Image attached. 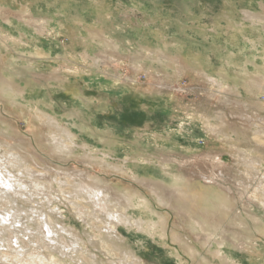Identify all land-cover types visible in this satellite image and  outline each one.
<instances>
[{
	"label": "rangeland",
	"instance_id": "rangeland-1",
	"mask_svg": "<svg viewBox=\"0 0 264 264\" xmlns=\"http://www.w3.org/2000/svg\"><path fill=\"white\" fill-rule=\"evenodd\" d=\"M0 3V50L15 61L24 91L11 99L0 92V127L6 131L0 132V157L13 148L28 168L22 176L15 173L26 185L19 192L14 183L7 194L13 204L4 208L0 202V218L11 215L6 216L10 230L0 235V252L11 246L15 252L7 253L20 254L11 232L21 230L17 237L28 246L24 252L35 253L40 226L44 223V231L50 220L59 247L78 239L66 264H264V207L256 210L263 221L258 232L246 217L251 232L235 231L230 217L239 206L234 205L226 219L209 223L218 231L205 237L189 221L199 217L193 208L184 218L176 204H162L140 182H167L170 173L181 174L177 162L204 156H217L231 170L227 186L238 182L240 169L230 150L241 146L215 138L210 124L231 135L243 130L256 149L252 158L264 169L263 135L254 141L253 125L243 119L249 111L226 102V94L230 100L246 96H230L226 86L215 91L198 72L225 69L247 80L264 77V22L245 19L246 12L263 20L264 0ZM38 19L48 24L40 27ZM256 98L264 104V92ZM46 115L56 119L58 129L71 132L72 155L55 153V128ZM163 159H172V166L163 168ZM55 180L62 181V190ZM71 180L109 186L114 196L132 199L126 207L130 223L117 226L120 239L106 234L112 232L106 223L118 206L115 198L106 203L110 211L100 204V212L90 201L72 198ZM35 184L42 186L35 189Z\"/></svg>",
	"mask_w": 264,
	"mask_h": 264
},
{
	"label": "bare ground",
	"instance_id": "bare-ground-1",
	"mask_svg": "<svg viewBox=\"0 0 264 264\" xmlns=\"http://www.w3.org/2000/svg\"><path fill=\"white\" fill-rule=\"evenodd\" d=\"M245 19L255 24L256 22H264V19L262 20L257 15L246 12ZM34 21L35 23H38V26L40 27H45L48 24L47 20L44 19H38ZM4 55L5 59L0 62V92H2L3 96L7 99L16 98L20 93L22 95L24 94V91H22L23 85L21 83L20 77L16 75V73L18 72V68H16L15 66V61H13L7 51L4 53ZM96 60L97 59H93V61L95 62ZM209 67L212 68V66ZM214 68L215 67H213V69ZM198 72L207 79V81L209 82V86L212 87V89H214L215 91H221L224 89V86H226V90L231 93L230 96H246V100H230L229 94H226V98L228 100L226 101L228 102L227 105L230 107L241 109L243 111H249V113L246 114L243 119L253 125V127H251L254 128V131H252L251 134L252 138L254 139V141H257L255 139L256 137H258V135H263L264 137V104L256 98L258 95L264 92L263 75L258 74L255 75V78L247 80L246 77L235 76L232 73L230 74L225 69H214L213 73L215 74L213 75L212 73L211 75H208L204 71ZM46 116H44V118L47 120V122H49L48 124L55 128V132H53L52 136L53 149L55 150V153L60 154L62 156L72 155V151L74 149L72 148L73 138L70 135L71 132L68 129H58L59 125L56 119ZM221 128L222 127L220 126H214L210 124L208 129L214 135L215 138L222 140H233L234 142L239 143L241 146L238 147L237 145H235L231 147L230 150L233 154L236 155L234 157L237 162V166L240 169V171L238 172L239 175L237 176L238 182H233L232 185L230 184L232 187L227 186L230 183L229 179L231 176V170L224 165H220L218 162L219 158L217 156H204L203 158H201L200 160H196L195 162L187 160L177 162L179 168L182 169L180 171L181 174L170 173L168 176L169 180H167V182H153L147 178L140 179V182L145 185L144 187L151 189L154 193H157L158 201H160L162 204L168 206L170 204H176L178 207L179 214L184 218L188 216L187 210L189 208H193L199 214V217H192L189 219V221L192 222L191 224L194 227L195 231L204 233L205 237H210L213 235V233H216L218 231L216 230L215 226L212 227L210 225V227L209 223H211L215 219H226V217L233 209L234 205L237 207L239 206L237 213L233 217H230L233 225L237 226L234 228L235 231L236 229H238V231L245 232V235L246 232H251V225L248 222L244 221V218L246 217L252 222L253 226H256V228L254 227L256 230L253 231L258 232L257 226H263V221L261 220L262 218H258L256 210L259 207H261L262 209L264 207V169L262 168L259 159L252 158L251 154L252 152L256 151V149H254V147L252 148L248 135L245 134V132H242L243 130H236V132H233V135H231L227 134L228 132L226 133L223 130L221 131ZM2 131L6 133V131L0 127V132ZM254 141L252 140L253 143ZM242 146L248 147L243 148ZM25 162L26 161L22 158V156L17 153L13 148H9L3 154V156L0 157V202H3L4 208H6V206H9L10 204H13L11 198L7 194H9L11 189L14 190V183L18 184L19 192L21 190V187L23 185H26L25 183L22 184V182H19L20 180L15 176V173H21L22 176L23 170L28 173V168ZM171 164L172 159H163L162 161L163 168L165 169H167ZM5 174L8 175L6 176ZM255 176L257 177V180L254 186H252L253 184L251 182L253 181V178ZM49 177L45 176V178L48 179V182L51 183V178ZM43 178L42 180H44ZM55 181L57 183L56 185L58 186L59 191L62 190V181H60L61 183L57 180ZM69 183L72 185V188L68 191L73 194V199H78L80 201H90L93 206H98L99 210L101 209L100 204L102 208H106L108 210L106 203L110 201L109 198H111L112 196L115 198L118 203V206H116V208L112 211V215H108V217L110 218V222L106 223V225L110 227V230L112 232H108L106 234L107 237L109 236V238H119L117 226L120 223H130V220H128V213L126 211V207L131 204L132 199L130 200L128 197L114 196L112 194L113 191L111 188H109V186H92L84 184L82 182H75L72 180ZM41 186V184H35L34 188L38 189L41 188ZM7 190L8 192H6ZM240 206L243 207V211L242 209H240ZM81 209H84V207H82ZM87 209L91 210L90 207H87ZM10 210L12 209H9L7 213H10ZM102 211L103 210L101 209L100 212ZM18 214L20 215V213H17V215ZM8 215L3 214L0 218V222L3 223L2 225H0V235L4 232L8 233V231L10 230V227L7 224L10 225L11 223H6L7 221H9V218H6V216ZM94 215L99 216L97 215V210ZM90 217L94 216L92 215ZM134 223L139 227H142L140 222ZM43 224H41L40 226L41 237L37 239L35 238V244L37 246L36 249H33L35 253L26 254V252H24L25 248L23 247V245L27 246V244L20 241L17 237V234L21 232V230L14 231L11 233L15 234V239L18 241L17 248L21 249L22 251L20 250L21 252L18 256L9 252L7 253L8 250L10 252L12 251V253L15 252L14 248H12L11 246H7L8 250L6 252H0V257L3 258L1 259V262H3V264H66L64 260H68L70 258L72 248L76 249L77 247H79L78 239L76 238L74 242L71 241L69 244L64 245V247L61 248V246L59 247V245L55 243L54 237L55 235H58V231L54 229V224L52 225L50 220L46 221L44 231L42 229ZM221 233L224 234V230H221ZM244 237L245 236H242V238ZM237 238L239 237L237 236ZM245 240H247V238ZM0 242L3 243V239H0ZM50 245L53 247H50ZM68 248L70 251H62L63 249ZM51 249H53V251H51Z\"/></svg>",
	"mask_w": 264,
	"mask_h": 264
}]
</instances>
